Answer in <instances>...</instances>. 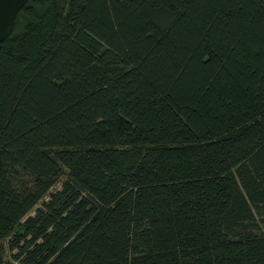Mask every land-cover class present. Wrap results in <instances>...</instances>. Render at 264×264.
Wrapping results in <instances>:
<instances>
[{
	"label": "trees",
	"instance_id": "16d2710c",
	"mask_svg": "<svg viewBox=\"0 0 264 264\" xmlns=\"http://www.w3.org/2000/svg\"><path fill=\"white\" fill-rule=\"evenodd\" d=\"M0 264H264V0H28Z\"/></svg>",
	"mask_w": 264,
	"mask_h": 264
},
{
	"label": "water",
	"instance_id": "95a60500",
	"mask_svg": "<svg viewBox=\"0 0 264 264\" xmlns=\"http://www.w3.org/2000/svg\"><path fill=\"white\" fill-rule=\"evenodd\" d=\"M28 0H0V43L12 33L18 12Z\"/></svg>",
	"mask_w": 264,
	"mask_h": 264
}]
</instances>
